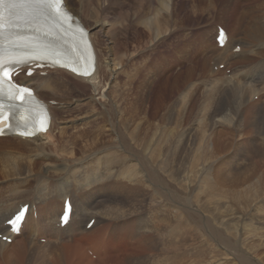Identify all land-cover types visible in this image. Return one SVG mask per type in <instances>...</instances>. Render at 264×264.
<instances>
[{
    "label": "bare ground",
    "instance_id": "1",
    "mask_svg": "<svg viewBox=\"0 0 264 264\" xmlns=\"http://www.w3.org/2000/svg\"><path fill=\"white\" fill-rule=\"evenodd\" d=\"M182 1L64 0L67 9L77 16L85 28L89 30L90 42L96 57V70L90 77L77 76L66 69L56 67L36 69L31 76L26 75L25 69H23L17 76L20 84L31 86L35 94L49 104V113L52 121L48 131L38 133L32 138L17 135L10 136L11 138L8 139L0 137V234L11 238V241L5 242L0 237V252L2 250L4 262L10 263L16 259V256L21 259L24 252L28 251V247H35V245L42 248L46 247L47 244L35 242L41 241L44 238L50 245L57 244V246L52 247L47 245L49 250L52 251H50L52 253L50 255L55 260L65 261L67 264L79 261L77 258L85 259L84 262H81L83 264L89 262L87 254L81 249L83 245L92 247V254L97 258L98 263L131 264L129 258L131 259L132 257L133 260V256L143 252L146 246L145 243L148 240L154 238L156 235L160 237L162 231H166L167 235L171 236L173 233H177L176 228L178 226L177 230L181 232L186 227L184 216L187 217L188 215L193 221L198 222L197 220L200 219L201 212L205 211V209L207 210L205 204L202 203L204 204L203 206L200 203V199L202 198H200L201 193H204L203 189L206 186L203 189L201 187L199 193L195 194L192 198L187 197L177 189L178 185H183L181 181L182 174L187 171L185 170L187 167L184 162L185 160H183L178 152L184 145L185 134L175 130V128H171L169 124V120H171L174 114L177 117L183 116L189 96L193 93L192 91L196 86L195 83L188 84L186 88H178L182 83L180 80L177 82V79L182 77L181 80H183L185 77V74H182L183 72L178 74L175 81L171 82V93L174 90L176 91L175 94L173 93L174 97L171 98L170 102L166 103L165 98L157 107L154 106L155 102L152 103V98L149 95L142 97L138 90H134L135 92L133 93V83L140 77L143 69L140 66L141 62L138 60L140 51L150 45H155L161 37L164 38L171 31L175 24L181 25L183 20L181 15L184 8L181 4ZM201 1H193L191 5L193 12L196 9H202L203 11L207 9L205 8V3H208L207 7L209 10L215 8L213 0H206L205 3L203 2V5H200ZM243 3L246 4V7L245 10L239 11L241 18L240 25H238L239 21H236L235 17L234 24H236L235 27L239 26L238 29L235 28L228 31L224 28L226 30L224 45L220 47L216 41L217 50L214 49L212 53H208L211 56V61L217 60V63L214 64L216 65L215 67L208 68L210 71L212 69L217 71V66L223 63L229 66L234 57H241L245 54L247 45H251L255 41L264 42V16H262L264 15V0H243ZM136 8L139 9L140 16H143L140 22L138 15L135 18L133 17ZM215 11H218L217 8L213 12ZM257 16L259 17L254 20V17ZM221 18L224 17L221 15ZM248 20L250 22L247 25ZM141 25L144 26L143 30L140 29ZM242 25L246 27L245 41L244 45L241 44L240 52L235 54L233 53V48L238 43L236 34H241ZM219 27L223 26L220 24L217 26L215 39L218 36ZM250 37L253 38L251 39ZM184 38H180V40L176 38L178 40L174 41L177 43L176 45L165 41L167 43L166 47L168 49H172L173 47V51L183 54L181 51L186 46ZM204 40V38H201L199 41L202 48L204 47ZM97 44L100 47L98 51ZM250 49L253 54L258 50L257 56L259 53L263 54L264 45L261 44L255 51L253 48ZM203 50L205 51V48ZM228 52L232 55H228ZM181 57L183 55L179 58ZM166 59L164 63L153 60L148 65V70H158L159 66H162L163 68L161 67L160 70H164V73L172 72L171 70L177 64L175 62L179 64L181 61L178 58L176 59L177 61H172L170 58ZM106 61H108L106 68H109L107 73L102 74V63ZM204 64H206V61ZM106 68L104 72H106ZM189 72L188 70V75L191 74ZM236 72L227 75L230 79L225 76L224 78L212 77L207 82L203 81V84L210 85L208 88L209 98L207 97L204 100V102L210 101V105L207 109L204 108L202 117L204 115L208 117L212 115L213 124L215 125L221 122L222 125L226 124L228 114H230L235 106L239 105L238 99H244L245 103L250 102L252 104L251 106L249 105L250 109L254 105L259 104L261 100L262 102L264 100V69L252 75L244 74L246 72L241 74ZM122 75H125L126 78H121ZM167 80L169 81V79ZM198 81L200 82V80ZM73 82L81 83V85L92 83L94 90L96 92L99 90L97 92L99 97L97 98L94 94H84L81 89L77 91L79 88L71 85ZM148 82L145 84V81H143V84L146 86ZM247 88L253 89L249 97L245 96ZM43 90H48L49 94L41 92ZM218 94L219 98L215 97L214 99L213 95L217 96ZM255 94L261 95L259 96V100L257 99L258 101L254 99ZM70 95L77 97L72 100L70 97L73 96ZM167 95L169 94L167 93ZM63 101L66 105L64 111L68 112L71 109L80 111L77 118H63L58 121L57 113L64 106ZM54 102L56 104H53ZM261 107L263 108V106ZM192 109L194 110V108ZM160 111L163 112L160 113ZM235 116L233 117L234 119ZM155 120H159L160 123L157 122L159 124L155 125ZM199 120L197 121L199 122ZM75 121H79V126H75ZM233 121L235 122V120ZM173 124L179 125L177 122ZM57 128L58 133L55 134V129ZM72 128L76 129L72 131ZM221 135L223 137V134ZM221 135L219 138H221ZM199 141L202 142V139L200 140L199 138ZM6 142H18L15 143L17 147L9 148V146L3 145ZM203 145H205L204 142ZM78 153H80V156ZM195 153L197 154V152ZM197 155L196 157H199ZM190 158L193 157L190 156ZM197 169L199 168L197 167ZM188 172L190 173L189 169ZM192 175L188 174L190 177ZM31 179L35 181L30 182ZM183 180L185 181V179ZM203 182L205 183V181ZM4 183L7 184L3 185ZM216 184L218 189V183ZM207 187L209 188V186ZM21 189H24V191ZM212 193L214 192L212 191ZM222 193L220 196L225 195V193L223 195ZM4 194H6V197L3 196ZM234 197H232L233 201L237 196L236 198ZM66 198L70 199L69 203L72 204V210L69 221L65 226H62L60 217ZM208 199L209 202L204 199L207 206H211L212 204L218 205L216 203L217 200L212 202L213 199ZM23 205H28L25 219L19 231L10 232L6 222ZM241 206L243 208V205ZM251 206L248 205L249 208ZM211 207L213 208V206ZM203 208L205 209L202 210ZM215 208L216 211L217 207ZM94 217L96 218L95 224L88 231H85L87 232L85 236H81L78 230L79 228L81 229L80 225L83 224L86 228ZM108 230L109 236H107ZM214 230L218 239L213 238L217 240V243L219 242L224 247L225 244H230V239L222 234L217 225ZM24 236L28 239H24ZM163 240L165 241V239ZM75 242L78 244H74ZM171 246L174 248V245ZM176 246L178 244H175ZM257 246L258 244L254 248ZM146 248L149 249L148 247ZM177 248L179 249V247H176V250ZM252 248L253 245L251 246ZM36 250L38 251V249ZM169 250L171 251L172 249ZM151 252L148 253L151 258L140 255L142 260L138 257L139 261L135 263L133 260V264H141V262L145 264H171V258H168L171 256H167L169 253H166L167 257L164 253L163 256L165 257H161L154 256L152 255L153 252L152 254ZM243 253H238L237 258H239L238 260L241 264H248L246 258L251 259V256L249 252ZM36 254L40 253L36 252ZM181 257L179 260H181ZM173 259L175 260V258ZM57 262L60 263L59 261ZM93 262L95 261H92V264H94ZM97 262L95 264H98Z\"/></svg>",
    "mask_w": 264,
    "mask_h": 264
},
{
    "label": "rangeland",
    "instance_id": "2",
    "mask_svg": "<svg viewBox=\"0 0 264 264\" xmlns=\"http://www.w3.org/2000/svg\"><path fill=\"white\" fill-rule=\"evenodd\" d=\"M193 1L197 2L200 0H192V2H191V0H183L182 1L181 4L184 6V8L186 10L184 8L182 10L183 13L181 16L183 17V20L181 22V25L175 24L174 27H176V28L174 29V27H172V29H171L172 32L170 31L169 33H167V35H165L164 38L161 37L159 39V41L157 38L158 42L155 43V45H153V46L150 45L149 47L143 48V50L140 51V55H139L138 60L141 62L140 66L143 69H142V73H141L140 77L133 83V93L136 90H138L139 94H141L142 97L149 95V97L152 98V103L155 102L154 106L157 107L160 105L161 101H163L165 98H166V100H165V103H166V102H170V100H172L171 98L174 97V94L176 91L173 89L174 92L171 93V90H170V89H172L171 88V86H172L171 82L173 83L175 81V78L178 74H180L182 72H183L182 74H185V77H184V75H182L184 77L183 80H181L182 77L177 79V82H178V80H180V82L182 83L181 84L182 86L179 85L178 88H181V87L186 88L188 86V84L190 85L192 83H195L196 86L194 87V89L192 91L193 93H191V95L189 96L188 102L185 106L186 111L184 110L183 116L177 117V115L174 114L172 116L171 120H169L170 121L169 124H170L171 128H175V130H178V131L182 132L183 134H185L184 135L185 136L184 145L179 149L178 152H179V155L182 156L183 160H185L184 162L187 166L185 168V170H187V171L185 172L186 174L185 173L182 174L183 177H182L181 181L183 182V185H178L177 189L180 190L179 192H182L187 197L192 198L195 196V194L199 193V190L201 187L203 189L204 186H206V187L209 186V188L211 186L210 190H212V188H214V190H212V191L215 194L212 193V191H210L208 187L207 188L205 187L203 189L204 193H201L202 195L200 196V198L202 197L200 199V203L203 206L205 204V207L207 208V210L205 208L202 209V210L205 209V211L201 212V215L199 214L200 219L197 220L198 222L193 221V219L190 218L188 215H187V217L184 216L185 219L184 218L183 219L185 220V226H186L185 229H183L180 232L179 230H177L179 228V226H178L176 228L177 233H173V235H171V236H168L166 231L165 232L162 231L160 233V237L158 235H156L154 238L148 240L145 243L146 244V246L144 247L145 250H143V252L138 253L135 256H133V260L135 263L137 261H139L138 257H140V255L141 256L144 255L145 257L147 256L146 258H148V256H149L148 253H150L152 251L153 252V254L151 252L152 255L161 256V257H165L166 253L167 254L169 253V255H167V256H171V257H168V258H171V261H172L171 264H237V263L241 264L240 261L238 260L239 258H237L238 253H243V252L248 253L249 252L251 259L246 258L248 261L247 262L248 264H264V126H263L264 125V120H263V118H264V116H263L264 115V105H263L264 100H263V102H262V100L260 101V103H259L260 105L259 104L254 105V107L250 109V106L252 105L250 102L245 103L244 99H238L239 105L235 106L231 110L230 114H228V119L226 122L227 125L223 124L224 126L222 125V122L220 124L219 123L216 124L217 126L215 124H213L214 122H213V119L211 117L212 115L210 117H208L206 115H204L202 117V115L204 113V108L207 109V107L210 105V101L204 102L205 98H207V97L209 98V96H208L209 89L208 88L210 87V85L203 84L204 83L203 81L207 82L212 77H214V78H224L225 76L228 77L227 75H230L231 73L236 72L237 70H240L241 72L237 71L236 73L239 72V74H241L243 72H246L244 74H247V75H252L253 73H257V72H259V70L261 71V69H264V52H263V54H260V53L257 54V56H256V53L258 52L257 49L259 48V46L261 44L264 45V42L263 41H255L253 44L251 43V45H247V49H246L245 54H244L246 57L244 55L241 57H234L229 66L226 63H223V65H224L223 68H218L219 66H217V71L214 69H212V70L215 72H213L212 70L210 71V69H208V68L215 67L216 65H214V64L217 63V60L211 61V58H210L211 56L208 55V53H212V50H214V49L217 50L216 39H215L217 26L220 24L223 26V28H225L228 31H230V29H235V28L238 29V27H239L238 25H240V21H241V18L239 16V13H240L239 11L245 10L246 4L243 3V0H241V1L240 0H213V2L215 3V8H217V10H218V11L213 12L215 10V8H212L209 10L207 7L208 3H205L206 0H202L200 5H203L205 3V8H207V9H205L204 11L202 9H198V10L196 9V11L193 12V8L191 6ZM137 8L135 10V14L133 17L135 18L136 15H138L140 17L139 18V22H140V20L143 16H140L139 9H137ZM221 15L224 18H221ZM262 16H264V15H262ZM235 17H236V21H239V24L236 27H235L236 24H234L235 23ZM247 17H249V16H247ZM258 17L259 16L254 17L255 18L254 20H256V18H258ZM237 18H238V20H237ZM249 22L250 21L248 20L247 25ZM245 24H246V22H245ZM243 25H242L241 30H240L241 34H236V39L238 40V43L236 45H239L240 47H241V44L244 45V41H245L244 38H245V31H246L245 28L246 27H244ZM140 29L143 30L144 26L141 25ZM167 37H168V39H166ZM176 38H178L179 40H180V38L185 39V42H186L185 43V45H186L185 49L186 50L183 49V51H181V53L183 52V54H180V52L173 51V47H172V49H168L166 47L167 43L165 41H168V42L176 45L177 43L174 42V41H178ZM201 38L205 39L203 42V45H204L203 48H202L201 44L199 43ZM250 38L252 39L253 37H250ZM204 48H205V51L203 50ZM249 48H253L254 51L256 49L257 50L256 53H254V54L251 53V49L249 50ZM99 49H100V47L97 44V51ZM239 52H240V50H239ZM239 52H233V53L237 54ZM182 55H183V57H181V58H183V59L179 58ZM228 55H232V54L230 52H228ZM166 58H170V60H172V61H177L176 59L178 58L181 61L179 60L180 61L179 64H178V62H175L177 64L171 70L172 72L164 73V70H162V71L160 70L162 66H159L158 70H153V71L148 70V68H149L148 65L153 60H157L159 62L164 63ZM208 58H210V59H208ZM240 58H241V61H240ZM205 61H206V64H204ZM107 62L108 61H106L105 63H102V74L107 73V71H108L109 67L106 68ZM242 66H245V67H243L244 69L242 68ZM104 67L106 68V70H105L106 72H104V69H105ZM188 70L190 71L189 73H191L189 75L187 74ZM152 77H154V78H152ZM118 78H119V76H118ZM121 78L125 79L126 76L122 75ZM241 78H242V76H241ZM167 79H169V81ZM228 79H230V78L228 77ZM198 80H200V82ZM143 81H145V84H146V82L149 81L148 83H150V84L147 83V85L145 86V84H143ZM165 81H167V82L165 83ZM180 82H179V84H180ZM184 82H185V84H184ZM71 85L79 88V89H77V91L81 89V91H83L84 94H87V95H93L94 94V95H96L97 98L99 97L97 95V92L99 90H97V92H96L94 90V85L92 83H87L85 85L84 84L81 85V83H78V82L74 83L73 82V83H71ZM205 87H206V91H205ZM252 91H253V89L251 90V89L247 88L245 90V92H246L245 96L249 97L251 95ZM41 92L49 94L48 90H43ZM165 92H166V94H165ZM162 93H164L165 95ZM167 93L169 95H167ZM204 93H206V94L203 96ZM70 96H73V97H70ZM70 96L69 97L72 98V100H74L77 97L75 95H70ZM213 96H214V99H215V97H217V99L219 98V94L217 96L216 95H213ZM259 96H261V95L255 94V97H254L255 101L259 100ZM261 103H262V105H261ZM53 104H56V103L54 102ZM245 104H247V105H245ZM65 106L66 105L64 102V106L61 109L62 111L59 109V111L57 113L58 121H59V119H63V118L73 119V117H75V118L78 117V115H79L78 112H80V111H78L77 109H73V110L71 109L70 111L67 110L68 112H66V111H64ZM256 106H258V107L256 108ZM261 106H263V108ZM198 107H200V108H198ZM99 108H101V107L99 106ZM192 108H194L195 111ZM196 109H197V111H196ZM258 109H260L261 111ZM238 110H239V112H238ZM191 111H193V112H191ZM65 112H66V114H65ZM162 112L163 111H160V113H162ZM197 112H199V113H197ZM243 112L246 113V114L244 113V116H243ZM256 114H257V116H256ZM235 115H237L239 117H237ZM192 116H194V117H192ZM234 116H235V119L233 118ZM184 118H185V120H184ZM198 118L199 119L201 118L200 120H202V121H200ZM254 118H255V120H254ZM259 118H260V120H259ZM75 120H77V119H75ZM197 120H199V122ZM233 120H235V122ZM188 121H189V123H188ZM75 122H76L75 126H79L78 125L79 121H75ZM154 122H155V125L160 123L159 120H157V121L155 120ZM157 122H159V123H157ZM175 122H177L179 125L176 126V124H173ZM199 123L201 124L202 127L200 126ZM238 123L240 124V126ZM233 125H235V126H233ZM172 126H174V127H172ZM231 126H233V127L230 128ZM261 126H263V127H261ZM239 128H240V130H239ZM75 129L76 128H72L71 130L73 131ZM195 131H196V133H195ZM221 131H222V133H221ZM233 131H234V133H233ZM190 132L191 133L193 132V133L191 134ZM206 132L208 135L206 134ZM223 132L224 133L227 132V133L224 134ZM57 133H58V128L55 129V134H57ZM220 133L223 134V137ZM230 133L231 134L233 133L235 135L232 134L233 135L232 136ZM219 134L221 135V138H219L220 137ZM217 135H218V137H217ZM208 136H210V137H208ZM4 138L8 139L11 137H4ZM109 138H111V137H109ZM199 138H200V140L202 139V142L199 141ZM217 138L220 140H218ZM203 139H204V141H203ZM9 140H12V139H9ZM255 140H256V143H255ZM203 142L205 145H203ZM15 143H18V142H6L3 145L9 146V148L10 147H17V145ZM219 145L221 146V148ZM200 150H201V152H200ZM195 152H197V154L200 152V154L197 155ZM78 155L80 156V153H78ZM196 155L199 157H196ZM190 156L193 158H190ZM189 159H190V161H189ZM193 164L196 166V168ZM189 166L190 167L192 166V167L190 168ZM193 166H194V168H193ZM197 167L199 169H197ZM188 169L190 170V173L188 172ZM198 170H200V172H198ZM210 170H211V172H210ZM191 171H192V173H191ZM193 172H194V174H193ZM246 173L248 176L246 175ZM188 174L190 176L192 174L193 175H192V177H190V176H188ZM200 175H202V176H200ZM186 176H187V178H186ZM183 179H185V181ZM10 181H13V180H10ZM34 181H35L34 179L30 180V182H34ZM203 181H205L206 184ZM218 181H221V182H218ZM216 183H218V186H219L218 189L219 190L217 189ZM6 184L7 183H4L3 185H6ZM213 184L215 187L212 186ZM199 185H201V186H199ZM179 186H180V188H179ZM32 187L34 188V186H32ZM194 189H195V191H194ZM21 190L24 191V189H21ZM181 190H183V191H181ZM216 190H217V192H216ZM208 192H210V193H208ZM221 193H222V195L225 193V195H223L224 197L220 196ZM228 193H230V194H228ZM205 195H207V196H205ZM211 195L213 197H216L217 199L216 198L213 199V197ZM235 195L237 196L238 200H237ZM241 195H245V196L242 197ZM3 196L6 197V194H4ZM248 196H250V197L248 198ZM257 196H258V199H257ZM232 197L236 198V199H234L235 203H234ZM244 197L246 198L245 200L247 202L244 200ZM208 198H211V200L213 199L212 202H214V200L215 201L217 200L216 203H218V205H220V206H218L216 204L211 205V206H213V208L211 206H207L205 200H207L209 202ZM202 203H204V204H202ZM254 203H255V206H254ZM251 204H253V205L251 206ZM241 205H243V208ZM248 205L251 207L249 208ZM258 206H259V208H258ZM164 207H166V206H164ZM215 207H217L216 211H215V209H216ZM225 207H227V208L224 209ZM236 214H237V216H235ZM225 216H227V217H225ZM92 221H94V223L91 226L87 225V227L85 228V226L83 224H81L80 225L81 229L78 227L79 228L78 230L80 231L81 236L86 235L87 232H85V231H88L95 224L96 218L94 217L92 219ZM215 222H216V224H215ZM186 223H187V225H186ZM223 224L224 225L226 224V225L224 226ZM216 225L220 229L222 234L230 239L229 240L230 244H225L226 248L224 246H222L221 244H219V242L217 243V240L214 239V238H217V236L215 235V230H214ZM183 232H185V233H183ZM107 233H108L107 236H109V230ZM176 236H177V238H176ZM24 239H28V238L24 236ZM163 239H165V241ZM99 240H101V238H99ZM35 242H39V243L45 244V245L47 244L50 247L57 246V244L56 245H53V244L50 245L47 242V240H45L44 238L41 241H35ZM8 243H12V242H8ZM166 243H168L170 246ZM171 243H173V244H171ZM246 243H248L247 244L248 246L246 245ZM74 244H78V243L75 242ZM175 244H178V246H176V247H179V249L177 248V250H176ZM250 244H251V246L253 245L252 249H251V246L249 247ZM256 244H258V246L256 248H254V246ZM47 245L44 248L39 247V246L37 247V245H35V247L34 246L28 247V251L26 253L24 252V254L21 256V259H19L16 256V259L12 260L14 262L11 261L10 263L4 262L3 257H2L3 253L1 250V252H0V264H67L65 261L55 260V258L50 255V253L52 251L49 250ZM171 245H174V248ZM240 246H241V248H240ZM146 247H148L149 249H147ZM45 248H46V250H45ZM36 249H38V251ZM81 249L83 251H85V253L87 254V258H88L89 262H86V263L92 264V261L97 262V260H96L97 258H95V256H93V254H92V251H91L92 247L91 246H88V245L84 246L83 245V246H81ZM169 249H172V250L170 251ZM246 249H247V251H246ZM163 250H165L167 252H165ZM175 250H176V252H174ZM36 252L40 253V254H36ZM170 252L173 254H171ZM157 253H159V254H157ZM163 253L165 256H163ZM182 253H183V255H182ZM172 256H174V257H172ZM180 256H182L181 257L182 261L179 260ZM188 256H189V258H188ZM52 258H54V259H52ZM149 258H151V256H149ZM173 258H175V260ZM77 259L79 261L74 262L73 264H76V263L79 264V263L85 261V259H79V258H77ZM98 259H99V257H98ZM219 259H221V260H219ZM129 260H130L129 262H131V264H133L132 257H131V259L129 258ZM141 260H142V258H141ZM57 261H59V262L61 261V262L58 263ZM173 261H174V263H173ZM95 262H93V263L95 264ZM86 263H84V264H86ZM81 264H83V263H81ZM98 264H101V262H99ZM126 264H130V263H126ZM141 264H145V263L141 262Z\"/></svg>",
    "mask_w": 264,
    "mask_h": 264
},
{
    "label": "snow or ice",
    "instance_id": "3",
    "mask_svg": "<svg viewBox=\"0 0 264 264\" xmlns=\"http://www.w3.org/2000/svg\"><path fill=\"white\" fill-rule=\"evenodd\" d=\"M19 2H23V0H0V7L7 6L9 9V16L11 17L16 15L15 9L17 8ZM3 21H4L3 13L0 12V28L3 27ZM21 99H23V97H21Z\"/></svg>",
    "mask_w": 264,
    "mask_h": 264
}]
</instances>
